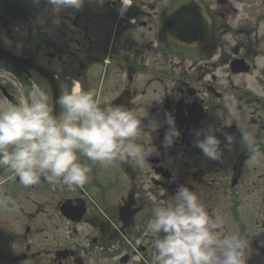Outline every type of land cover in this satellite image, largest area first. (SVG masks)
Wrapping results in <instances>:
<instances>
[{
    "label": "flooded vegetation",
    "instance_id": "af4514ba",
    "mask_svg": "<svg viewBox=\"0 0 264 264\" xmlns=\"http://www.w3.org/2000/svg\"><path fill=\"white\" fill-rule=\"evenodd\" d=\"M11 1L22 9H0V47L15 55L11 63L0 59V107L28 99L36 85L60 117L58 99L78 81L101 107L121 103L140 117L135 142L154 151L143 167L80 155L91 171L73 188L44 177L25 187L0 166V194L10 197L0 208V264H152L158 237L146 225L181 185L239 231L247 264H264V0H239V8L201 0L210 37L194 46L162 33L174 0H124L126 9L122 0H85L79 10L59 11L47 0ZM166 113L180 131L167 148ZM209 128L221 141L219 160L195 146ZM245 132L261 154L256 166L247 164Z\"/></svg>",
    "mask_w": 264,
    "mask_h": 264
},
{
    "label": "clouds",
    "instance_id": "9594fccd",
    "mask_svg": "<svg viewBox=\"0 0 264 264\" xmlns=\"http://www.w3.org/2000/svg\"><path fill=\"white\" fill-rule=\"evenodd\" d=\"M47 2L54 11L79 10L85 0ZM232 2L242 7L239 0ZM122 3L125 5L124 0ZM17 88L23 96V87L17 84ZM58 103L63 106L60 117L53 115L47 93L33 85L28 99L0 107V166L7 167L25 187L37 184L41 177L69 188L83 186L91 168L80 162V155L93 163L110 165L130 159L143 167L154 151L152 146L135 142L143 132L141 119L124 104L104 101L101 107L102 101L83 90L78 81H73L71 90H66ZM232 115L239 119L235 111ZM166 116L169 129L163 144L167 148L180 131L174 117L170 113ZM233 140L232 135L226 136L228 145ZM242 140L252 153L247 164L256 166L261 154L254 136L245 132ZM220 144L212 128L195 142L211 160L221 158ZM9 201V196L0 194V208ZM225 224L219 214H210L194 191L181 185L153 209V218L146 225V232L158 237L152 242V264H247L246 240Z\"/></svg>",
    "mask_w": 264,
    "mask_h": 264
},
{
    "label": "water",
    "instance_id": "95a60500",
    "mask_svg": "<svg viewBox=\"0 0 264 264\" xmlns=\"http://www.w3.org/2000/svg\"><path fill=\"white\" fill-rule=\"evenodd\" d=\"M2 6L7 5H0L1 8ZM162 26L167 37L185 45L203 43L209 37V17L198 0L180 3L164 15ZM10 56V52L0 48V58L10 61Z\"/></svg>",
    "mask_w": 264,
    "mask_h": 264
},
{
    "label": "rangeland",
    "instance_id": "374dc122",
    "mask_svg": "<svg viewBox=\"0 0 264 264\" xmlns=\"http://www.w3.org/2000/svg\"><path fill=\"white\" fill-rule=\"evenodd\" d=\"M179 0H174L173 1V3L174 2H178ZM171 2V0H159V5H171L172 3H170ZM234 3L232 2V0H230V5H233ZM254 5V4H253ZM263 8H258V9H256L255 10V12L256 13H258V12H261V10H262ZM237 16H239V14H237L236 16H233L232 15V17H234V18H236ZM231 17V16H230ZM261 33H264V30L261 32ZM1 106H3V103H1Z\"/></svg>",
    "mask_w": 264,
    "mask_h": 264
}]
</instances>
